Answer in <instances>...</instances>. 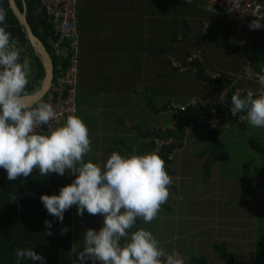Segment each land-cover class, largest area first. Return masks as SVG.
<instances>
[{
  "label": "clouds",
  "instance_id": "9594fccd",
  "mask_svg": "<svg viewBox=\"0 0 264 264\" xmlns=\"http://www.w3.org/2000/svg\"><path fill=\"white\" fill-rule=\"evenodd\" d=\"M250 27L260 28V17ZM22 53L7 30V12L0 8V168L6 170L7 178H27L34 170L41 177L75 174L59 194H42L40 200L60 222L73 205L79 216L85 211L103 216L98 231L88 228L82 234L80 264L86 260L92 264H185L178 251L168 252L150 230L135 228L138 220L148 224L156 219L169 197L172 179L159 149L130 155L114 151L103 166L86 162L91 148L83 119L72 114L61 123L52 103L30 104L25 99L32 68L30 58ZM257 79V90L232 94L230 112L232 117L244 113L252 126L264 128V74H257ZM44 223L51 235L52 222ZM15 256L16 264L24 259L43 264L45 259L33 247L16 248Z\"/></svg>",
  "mask_w": 264,
  "mask_h": 264
},
{
  "label": "rangeland",
  "instance_id": "374dc122",
  "mask_svg": "<svg viewBox=\"0 0 264 264\" xmlns=\"http://www.w3.org/2000/svg\"><path fill=\"white\" fill-rule=\"evenodd\" d=\"M145 3H147V6L145 7H148L149 10L153 9V0H145ZM83 6H88V0H79V12L84 8ZM203 6L205 5L202 2H197V4L193 5H184L183 7L187 9V12L189 10L193 12L192 17L191 13L188 15L189 20H185L186 17H180L179 14L177 18L174 15L167 17V20L173 23L172 26L177 31L182 30L185 32L186 30H184V28H188V35L185 37L184 41L177 42L173 45L175 48L179 47L174 58L182 65L183 61L180 59V56L185 55H183L184 50L181 48H199L203 52L201 59L204 61V65L210 77L215 78L226 73L229 78L237 79L238 85L249 88V84L256 82H249L244 78V75H246L244 67L247 62V50L251 49V53L264 59V36L243 25L216 17L208 10L204 9ZM79 20L81 25L80 14ZM145 22L150 23L153 22V20H145ZM204 24L211 25V30L217 35L218 44L217 41L207 40L203 37L204 34H209L210 32L204 27ZM81 31L82 29H80V34ZM82 40L84 41L83 35ZM168 44H170V42H166L164 43V46H162L161 41H148L143 48L142 46L134 45V49L130 53L132 62L129 59H126L124 65H116V68L119 66L117 68L118 72H116L117 74L112 78L110 77L111 75H114V73L108 71L109 65H88L85 64L81 58V66L79 67L80 91L77 105L79 108L78 116L83 119L85 124H87L88 120L95 122V120L103 117L104 111H99V109L107 106L109 98L115 103L113 108L109 107L108 114L112 116V118H101L103 119L102 123L104 124L112 122V126L108 127V130L111 133L108 135V138L110 136L113 142L118 140L119 137L124 141H129L135 137L142 139L139 138L138 132H130L127 128L132 125L131 123L142 127L143 122H140L142 115L144 123L148 126H156L161 129L170 128L171 126L174 127L178 120L175 113L171 112V110L162 112L161 114L151 113L147 105V102L150 99H152L158 108H161L165 104H170L171 102L177 105L186 104L188 102L191 103L193 99L198 98L199 100H205L210 104L219 101L223 89H216L209 84L205 85V83H201L194 71L190 68H187L185 72L181 73L175 69L174 66L168 65V54L162 51L163 48H168ZM82 48L83 42L81 43V52ZM137 49L144 50L145 57L139 65L141 69L144 67V76L135 78L137 81H130V79H127L128 75L129 77L137 75ZM26 57L30 58L29 55H26ZM122 61H124V57H122ZM124 67H127V69H124ZM170 72L173 73V79L180 80V88L177 86H168V82L159 80L160 83L158 79H156L157 75H171ZM188 76L191 78H187ZM97 77L99 78L96 79ZM192 79L196 84L193 85L191 83ZM114 82L118 84L116 94L110 92V83L114 84ZM143 83L149 85L150 89L147 87L142 89L141 85ZM107 84L109 85L106 86ZM137 89L139 91L135 92ZM180 93L185 95L180 97ZM136 97L143 98L144 104L141 100L137 101L135 99ZM126 100L128 103H124ZM121 105L128 112H124ZM119 115L122 117L118 118H121L125 125L122 123L119 126L117 123L119 119L115 118ZM248 125L249 127L252 126L249 122ZM96 135L97 134H93L91 137H95ZM207 137L208 129L204 118L186 129L184 136L185 145H183L184 148L175 154L176 160L171 163V166H177L180 159L183 158L188 166L185 165L181 169L189 171L190 176L188 178H183L182 180L181 178L183 176L179 172H177L174 177L170 176L172 179L170 189L173 194V197H168L167 201L168 206L170 207L165 209V212L160 210L161 220L156 225L152 226L153 230L155 229V226L158 228V231L154 232H159L161 235L162 246L168 252L173 250L178 251L183 256L185 264H196L194 261L195 257H200L209 252L208 236L205 234L204 237H202L199 233L201 232L199 230V219L201 218L200 215L202 213L200 202L203 190L209 188L208 185L211 187L212 185H217L218 181L217 178L215 179L213 177L212 173V171L216 173V167L214 165L215 161L211 164L212 171L209 178L207 177L206 180V175L204 176V173L207 174V169L206 167L204 168L207 156L203 155V151L207 147ZM263 138V133L256 128H250L247 129V131L235 128L226 129L219 142V149L222 151L223 159L220 158V160L217 161L218 168L223 175L221 180L226 176L225 172L230 171L227 176L235 178L238 181V187L244 191L245 186L242 183H246V176L250 175L248 177L250 179L253 178L254 175H251V173L256 168L264 166ZM232 143H235V147L237 146L238 149H234ZM94 144H97V141L94 140V143H92V140H90V148ZM111 148L121 153L120 150L122 146L120 143H116L115 148ZM227 152L234 156V159H227V156H223V153L227 154ZM198 161L200 163L199 169H197L196 165ZM187 184L192 185V191L187 192L185 190L183 186H186ZM217 193H219L222 198L229 196V194H223L219 190ZM254 193H252V195H245L242 193V197L238 196L239 198H236V202L240 201L248 203L254 200V198L259 200L257 194L260 192L256 190ZM207 197L209 201L215 199L214 197L212 198L209 193L207 194ZM181 199L184 200V203L179 205ZM230 201L231 200H227L224 204H231ZM262 202H264V200H260L259 204L260 217L255 216V220L259 222L257 225L259 227L264 222V206H262L264 204ZM208 203L209 202L206 203L207 209ZM241 207L237 206L236 210L241 212L245 209L244 206ZM181 208L184 211L182 216L179 214ZM188 215H191L192 220L185 224L181 223ZM171 218L177 220L170 221ZM178 219H181L179 224ZM244 221H246V218ZM140 227L147 229L145 225H139L138 228ZM261 236H259L258 239H255L254 242V238L245 232L239 239L234 240L232 247H230L229 250L235 252L237 259H242L243 255H248L251 251L254 252L255 244L262 238ZM212 252H214V256H209L212 264H223V260L220 259L214 249ZM249 259H251V257H249ZM253 264H264V255L261 260L257 257Z\"/></svg>",
  "mask_w": 264,
  "mask_h": 264
},
{
  "label": "crops",
  "instance_id": "0c3cea01",
  "mask_svg": "<svg viewBox=\"0 0 264 264\" xmlns=\"http://www.w3.org/2000/svg\"><path fill=\"white\" fill-rule=\"evenodd\" d=\"M199 2L205 5L203 6L205 9L208 0H200ZM145 6H147L145 0H88V6H83L85 10L83 8L79 12L78 8V16L80 14L81 17V43L83 42L81 58L85 64L109 65L108 71L114 73V75L110 77L112 78L117 74L116 72H118L117 68L119 66L116 68V65H124L126 59L132 62L130 53L134 49V45L142 46L143 48L148 41H161L163 29L176 30L172 26L173 23L167 20V17L171 15H174L176 18L178 17V3L173 0H153L152 10H149V8ZM189 11L192 17L193 12L191 10ZM145 20H153V22L146 23ZM82 35L84 41L82 40ZM136 54L137 75H133L134 77H129L128 75L127 79H130V81H137L135 78L144 76V67L141 69L139 66L140 62L144 60L145 57L144 50L137 49ZM26 55H28V53ZM122 57H124V61H122ZM247 62H249L248 59ZM125 68L127 69V67H124V69ZM98 78L99 77L96 79ZM29 79L31 78L29 77ZM108 85L109 84L106 86ZM117 87V83H110V92L116 93ZM236 87L241 86L236 85ZM214 88L221 89L219 86ZM258 88L259 85L252 84L249 85L247 89L255 91ZM180 105L177 106L180 107ZM99 111H104V115L101 118H112V116L108 114L109 107H103L99 109ZM101 118L95 120V122L88 120L86 124L89 129V139L92 140V143L96 140L97 144L91 147V151L85 155L84 160L86 162L90 160L103 166L111 154V152L106 154L104 149H111L113 140L110 136L108 138V135L111 134L108 127L112 126V122L104 124ZM142 121L143 119L140 122ZM245 122L247 129L256 128L263 133L264 136V128L249 127L248 121L246 120ZM131 124L132 125L128 127L134 128L135 125H133V123ZM93 134L97 135L91 137ZM232 147L238 149L237 146L235 147V143H232ZM221 152V149H219V155L214 163L216 173L212 171L213 177L215 179L217 178V185H212V187L208 185L210 189L207 188L203 190L200 202L202 213L199 219V230L201 231L199 233L202 237H204L205 234L208 236L209 252L206 254L210 256L212 253L210 247L213 241L226 240L230 248L234 240L239 239L245 232L250 234L254 240L264 235V222L259 227L257 226L259 222L255 220V216L260 217L258 201L260 202V199L264 200V193L260 195L259 200L254 198V200L248 203L236 202V198H239L238 196H240L242 190L238 187V181L235 178L227 176L230 171L225 172L226 176L221 180L223 175L217 164L220 158L223 159ZM223 156H227V159H234V156L230 155L228 152L227 154L223 153ZM184 163V159L181 158L178 166H175L177 172L181 173L183 176L181 180L190 176L189 171L181 169L185 165L188 166ZM196 165L197 169H199V161ZM260 169H262V167L256 168L251 175H254V177L257 176L260 174ZM248 176H246L245 181L250 180ZM74 179L75 174H72V181ZM26 181H30V183L29 189L25 192H19V187L13 189L7 185V193H9L8 201L2 199L3 195L0 194V247L2 245L0 248V264H16L15 249L31 247L45 258L43 264H80L78 253L82 251L83 247L82 234L88 228H93L98 231L103 225V216L99 214L90 215L87 211L84 212L83 216H79L77 214V207L73 205L64 213L63 222H60L57 218H51V215L48 214L46 208L41 203L40 197L42 194H59V190L62 185H64L63 176L51 173L48 176L41 177L38 170H34L32 175L26 178ZM33 182L35 186L39 188L41 194L36 195L33 192ZM54 182H58V185L53 189ZM191 186V184H187L183 187L188 192L193 190ZM218 190L223 194H229V196L226 198L220 197L219 193H217ZM14 193H16V195H13ZM208 193L215 199L209 201L207 197ZM10 194H12V201L10 199ZM227 200H231V204L225 205L224 202ZM207 202H209L208 209L206 205ZM179 205H181V203ZM237 206H244L245 209L238 212L236 210ZM67 218H71L72 223L65 224V219ZM245 218L246 221H244ZM45 220L52 222L50 228L51 235H48L46 232ZM83 220H88L89 224L83 225ZM156 220H160V211ZM191 220V215L186 216L183 223H188ZM64 227L66 231H64ZM151 232L161 244V235L159 232ZM68 233H71L70 237H67ZM261 237L260 240L264 242V236ZM64 238H66V241L70 244L64 243ZM32 239L34 243H30ZM121 242L123 243L124 241L122 240ZM42 246H48V248H41ZM37 247H39V249H36ZM251 252L252 254L254 253L253 251ZM244 256L246 257V255ZM248 260L249 257L244 261ZM21 264H40V262L24 259L21 261ZM84 264H92V261L86 260ZM97 264H99V262H97Z\"/></svg>",
  "mask_w": 264,
  "mask_h": 264
},
{
  "label": "trees",
  "instance_id": "16d2710c",
  "mask_svg": "<svg viewBox=\"0 0 264 264\" xmlns=\"http://www.w3.org/2000/svg\"><path fill=\"white\" fill-rule=\"evenodd\" d=\"M174 2L178 3L179 6L177 7V11L178 14L180 15V17H186L185 20H188V15L190 14V11L187 12V9H185L183 6L184 5H193V4H197V2H199L200 0H194L193 3H189V2H185L183 0H173ZM26 4H27V10H26V17H27V21L30 25V27L32 28L34 34L40 39L41 43L44 45L45 49L51 54V58L52 61L57 62V58L55 57V55L52 54V46L55 42H60L61 36H55L54 35V27H53V23L48 21L47 18H42V16L38 13V7H39V0H25ZM209 2L210 0H208L207 5L205 7L206 10H208L210 13H212L213 15H215L216 17H219L223 20L226 21H230L233 23H237L239 25H243L241 23H238L232 19L223 17L221 15H217L216 13L212 12L210 9H208L209 6ZM16 4L19 7V9L21 11H24V1L23 0H16ZM183 5V6H181ZM0 8H3L6 10L7 12V30L11 33V35L13 37L18 38L20 41H22L24 44L27 45V53L30 56V62H31V66H32V73L29 79V83L26 87V95H32L35 92L38 91L39 89V85L40 82L42 81L43 77H44V69L43 66L41 64L40 58L39 56L35 53L31 43L28 41L27 39V34L25 31V28L20 24L18 18L16 17V15L14 14L9 0H0ZM78 21H79V33H80V20H79V16H78ZM207 26V27H206ZM251 30L257 31L259 33H261L263 36L264 34L256 29H253L251 27H248L246 25H243ZM204 27L209 30V34H204L203 37L207 40H213V41H217L218 44V40H217V35L216 33H214L211 30V25L210 24H204ZM187 27L184 28V31H177V30H173V29H163V32L161 34L162 36V46H164V43L166 42H170V44H168V48H163V52L168 54V65H172L175 67V69H177L179 72L183 73L186 71L187 68H190L191 70L194 71L195 75L197 76V78L200 80L201 83H205V85L209 84L213 87H221V89L226 88H230L231 92H229V99L231 101V96L232 94H234L237 90H243L246 89V87H236L240 86L238 85V80L237 79H231L227 76L226 73L222 74L221 76H217L215 78L210 77L206 70V67L204 65L203 60L200 58H196L193 61H189V57L192 56L194 53L200 51L201 55H203V52L200 49L197 48H190V49H186V48H181L182 50H184L183 55L185 56H180V59L183 61V64H179V62L176 61V59L174 58L176 55V51L179 50V47H173V45H175L177 42H181L184 41L185 37L188 35L187 32ZM168 37V41L167 40ZM67 42V41H65ZM190 51V52H189ZM248 53L246 54L248 61L247 64L244 67V71L245 68L250 67V69L256 73V74H264V59L261 57H258L256 54L251 53V49L247 50ZM65 64L68 67L72 66V57L70 58V56H65ZM78 62H79V67L81 66V50L80 53L78 55ZM66 69V68H65ZM80 73V68H79V72L78 75ZM171 75H157L156 79L159 80H163L165 82H168V86H177L178 88L181 87V83L180 80L178 79H173V73L170 72ZM187 78H191V77H187ZM244 78L249 81V82H256L253 83L255 85H259L258 80L255 78L249 79L248 77H246V75H244ZM160 82V81H159ZM161 83V82H160ZM191 83L194 85L196 84V82L192 79ZM154 84V83H153ZM252 85V84H249ZM79 86H80V79H79ZM130 87V86H128ZM142 89H144L145 87L150 89L149 85H145V83H143L141 85ZM127 89V88H126ZM79 88H78V92H77V103H78V97H79ZM139 91L138 89L135 91L137 92ZM248 91V90H247ZM134 92V93H135ZM247 92L243 93L242 95H246ZM116 94V93H114ZM185 94L180 93L179 96H183ZM222 97V95H221ZM221 97L219 99V101L221 100ZM137 101L141 100L144 104V100L143 98L140 97H136L135 98ZM199 99V98H198ZM42 100V99H41ZM40 100V101H41ZM125 100V98H124ZM39 101V102H40ZM205 101V100H203ZM219 101L217 102H212L211 104L207 101H205L207 104L206 105H201V104H197V105H189L190 103H186V104H181L180 107L177 106V104L171 102L170 104H165L163 105L161 108L156 107L155 103L152 101V99H150L147 102L148 108L150 109V112L153 114H161L162 112L165 111H170L175 113V116H177L178 120L176 121L174 127H170V128H166V129H161L160 127H156V126H148L146 123L143 122V126L140 128V126L135 125L134 128L131 127H127L130 132H138L139 134V138L142 139H138V138H132L129 140V142H127L126 140H121L120 137L118 140L116 141H112L111 143V147L115 148V144L116 143H120V145L122 146L121 148V154L122 155H130L133 152L136 153H145V152H149L152 151L154 149H159V154L162 157V159L165 161V169L167 171V173L169 174V176H176L177 173V169H175V166L172 167L171 163H173V161L176 160L175 154L180 151L181 149H183V145H185V132L186 129L188 127H191L195 122H198L199 120H201L202 118L205 119L206 124H207V129H208V137H207V147L205 148V150L203 151V155L207 156L205 163H204V168L206 167L207 169V174L204 173L205 179L211 174V164L214 163V161L216 160V158L219 155V142H220V138L223 135V133L225 132L226 129H229L231 127L233 128H237V129H241L243 131H245L247 129L246 127V116L244 113L239 114L237 117H232L231 112H230V106H226V105H221L219 107V116L221 118L219 125L211 130L209 128L208 125V117L211 115V110L216 107V105L219 103ZM124 103H128V101L126 100ZM123 103V104H124ZM114 102L113 100H110L108 98V103H107V107L113 108L114 106ZM122 106V105H121ZM123 108V106H122ZM124 112H128L127 110H125V108H123ZM78 112H79V108L77 105V116H78ZM118 117H122L121 115L117 116L116 119H119V122L117 121V123L119 124V126L123 123L125 125V123L120 120L121 118ZM241 117H245L243 122L241 121ZM143 119V115L141 117ZM141 119V120H142ZM149 122V121H148ZM141 140V141H140ZM157 140H172V144L170 145H160L159 143H156ZM137 141V142H136ZM105 148V146H104ZM179 148V149H178ZM178 149V150H176ZM116 151L113 148H107L104 149V152L106 154H109L110 152H114ZM178 166V164H177ZM205 169V171H206ZM210 171V172H209ZM37 178V177H35ZM34 178V179H35ZM63 180H64V185L70 184L72 182V174H68L66 173L65 175H63ZM207 180V179H206ZM246 183H242L245 186L244 191L241 192L240 196L242 195V193H244L245 195L250 194L252 195V193H254L256 190H258L260 193L257 194V197L259 198L260 195L262 193H264V167H262V169H260V174H258L257 176L251 178L249 181H245ZM29 183L30 181H26V178L24 177H20L17 178L16 180H12L10 181L7 178V172L5 169L0 168V194H2V199L8 201L9 200V193H7V188L9 185L10 187H12L13 189H17L19 187V192H25L26 190L29 189ZM34 185L33 188V192L38 195L41 194V191L39 190V188H37L34 184V182L32 183ZM58 185V182H54L53 184V189L56 188ZM60 191V190H59ZM4 192V193H2ZM255 194V193H254ZM13 195H16V193H14ZM172 196V191L170 189V185H169V197ZM242 197V196H241ZM10 199L12 201V194H10ZM260 199V198H259ZM263 200V199H260ZM168 201V200H167ZM179 203H184V200L181 199L179 201ZM264 204V202H262ZM260 202L258 201V206H259ZM264 206V205H262ZM168 203H164L161 206V211L165 212V209H168ZM182 213H184V211L182 210V208L180 209L179 214L182 216ZM189 216V215H188ZM51 218H55L53 216H50ZM161 220V218H160ZM156 219H154L153 221H151L148 224H145L143 222V220H138L137 224L135 226V228H138L139 225L144 224L148 230L150 231H158V228L155 226V229H152V226L156 225L158 222ZM177 220L175 218H171L170 221H174ZM65 224L66 223H72V219L71 218H67L65 219ZM181 219H178V224L180 223ZM184 221H182L181 223H183ZM88 220H83V225H88ZM184 224V223H183ZM135 228L133 230H135ZM65 229V227L63 228ZM210 233H213L211 231H209ZM183 234V233H181ZM71 233H68L67 237H70ZM253 238V237H252ZM35 240V238H34ZM34 240H30V243H34ZM67 239L64 238L63 241L64 243L70 244L66 241ZM255 242V240H253ZM162 245V242H161ZM2 247V245H1ZM0 247V248H1ZM41 248H48V246H42ZM253 248H254V243H253ZM36 249H39V247H37ZM210 249H214V251L219 255L220 259L223 260V264H253L254 261L256 260V258L258 257L259 260L262 259L263 255H264V242L262 240H258L257 243L255 244V248H254V253L252 254V252L248 253V256L246 255V257L243 255L242 259H237L236 254L234 251L229 250L228 247V243L226 240H219V241H213L212 246L210 247ZM253 250V249H252ZM215 253V254H216ZM210 255H202L200 257H195L194 261L196 264H212V261L210 260ZM211 256H214V252L211 253ZM251 257V259H249L248 261H244L246 258ZM241 260V261H240Z\"/></svg>",
  "mask_w": 264,
  "mask_h": 264
},
{
  "label": "built area",
  "instance_id": "2783aa9c",
  "mask_svg": "<svg viewBox=\"0 0 264 264\" xmlns=\"http://www.w3.org/2000/svg\"><path fill=\"white\" fill-rule=\"evenodd\" d=\"M183 1L194 2V0ZM78 6L79 0H39L38 13L42 18H47L48 21L53 23L54 35L61 36L62 39L60 42H55L52 46V54L57 58V62L55 64L52 61V65H54L53 82L41 101L53 104L57 111V120L61 123L66 121L68 115L77 114V92L79 88L78 55L81 50ZM208 9L211 11L213 9L212 12L217 15L232 19L248 27H250L253 20L260 17L261 27L253 29L264 34V0H210ZM13 39L18 47L22 48V56H26L27 45L16 37H13ZM65 56L72 57L71 67L65 64ZM200 57L202 55L198 51L188 59L193 61ZM245 74L249 79H257V74L250 67L245 68ZM247 90L237 91L243 94ZM229 92H231L230 88L224 89L221 94L223 99L211 110V115L208 117V125L211 130L215 129L220 123L219 107L221 105H231L228 97ZM197 104L204 106L207 103L203 100L193 99L189 105ZM43 130L47 131V126H43ZM172 142V140H157L156 143L170 145Z\"/></svg>",
  "mask_w": 264,
  "mask_h": 264
},
{
  "label": "water",
  "instance_id": "95a60500",
  "mask_svg": "<svg viewBox=\"0 0 264 264\" xmlns=\"http://www.w3.org/2000/svg\"><path fill=\"white\" fill-rule=\"evenodd\" d=\"M24 1V11H21L16 4V0H9L10 6L18 18L20 24L25 28L27 39L31 43L35 53L39 56L41 64L44 69V77L41 81L40 88L37 92L32 95H26L25 99L30 104L38 103L48 91L50 85L53 82V71L54 65H52V58L50 53L45 49L44 45L41 43L40 39L34 34L32 28L30 27L27 17L26 10L27 4Z\"/></svg>",
  "mask_w": 264,
  "mask_h": 264
}]
</instances>
